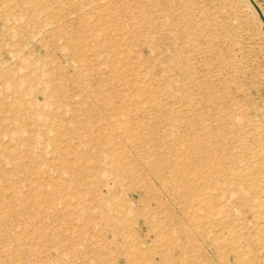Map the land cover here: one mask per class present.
<instances>
[{"label":"rangeland","instance_id":"374dc122","mask_svg":"<svg viewBox=\"0 0 264 264\" xmlns=\"http://www.w3.org/2000/svg\"><path fill=\"white\" fill-rule=\"evenodd\" d=\"M32 1L0 0V264H264V32L255 6ZM55 133L64 162L49 144ZM113 160L138 174L112 172ZM175 162L182 172H169ZM51 179L62 186L56 194ZM8 183L29 205L14 206L17 218L2 214ZM86 184L117 203L94 206Z\"/></svg>","mask_w":264,"mask_h":264},{"label":"bare ground","instance_id":"6f19581e","mask_svg":"<svg viewBox=\"0 0 264 264\" xmlns=\"http://www.w3.org/2000/svg\"><path fill=\"white\" fill-rule=\"evenodd\" d=\"M39 4V2H38V0H33L32 2H30V5L31 6H34V5H38ZM10 74L9 73H6L5 74V77H4V82H5V84H7L8 86H10L12 89H18V84H17V82H13V81H11V78H10V76H9ZM21 98H22V95H21ZM20 99V98H19ZM19 101H22V99H20ZM18 100L17 101H15L16 103H20ZM24 101V100H23ZM26 105V104H25ZM27 107V106H26ZM28 108V110H29V114L31 115V116H35V117H43V112H42V110L40 111V110H37L36 109V107H34L33 106V109H32V106L31 107H27ZM11 110H12V108H11ZM14 115V114H13ZM19 115H21V114H19ZM29 116V115H28ZM13 117V116H12ZM34 117V118H35ZM21 118V117H20ZM19 118V119H20ZM23 119V118H22ZM17 120V119H16ZM20 123H22V121L20 122ZM36 123H37V121H36ZM52 123V122H51ZM56 123H54L53 125H55ZM22 125V124H21ZM37 126H39L38 125V123L36 124ZM57 125V124H56ZM85 137V136H84ZM92 137V136H91ZM90 136H89V138H91ZM93 138H94V136H93ZM92 138V139H93ZM27 139V138H26ZM59 139H61V135L60 134H57V133H55V134H53L51 137H50V141H49V144L50 145H52V152L55 154V155H57L56 157H57V159L59 160V159H61V160H59V161H61V162H64L63 161V159L62 158H65V155L64 154H67L68 153V151L66 152V150H62V149H60L57 145H56V143H55V141L56 140H59ZM96 143H98V145H96V147H100V150H105L106 148H105V146L107 145V141H105L104 139L103 140H98L97 139V142ZM95 145H94V147H95ZM24 147H25V150H26V152H28L29 153V151H31L30 150V147H29V145H28V143H26V142H24ZM109 147V146H108ZM66 149V148H65ZM27 153V154H28ZM61 155H64V156H61ZM111 157H114V158H116V157H119V156H123L122 154H120V155H117V154H109ZM113 158V159H114ZM122 158V157H121ZM111 159V158H110ZM151 162H154V161H151ZM65 163H67L66 165H65V167H66V169H73L74 168V166H72V165H75V164H71L70 162H65ZM110 170L112 171V172H120V174H122L123 176H129V175H132V174H134V172L136 173V170L134 169L133 170V168H130L129 166L128 167H126V166H124V165H120L119 166V164H117L116 162H114V160L113 161H111L110 162ZM152 164V163H151ZM156 164V163H155ZM17 165H19V164H17ZM77 165V164H76ZM153 165V164H152ZM158 165V166H157ZM20 166V165H19ZM25 166V168H24V172H26L25 174L26 175H28L29 176V174H31L32 173V171L33 170H31V166H30V164L28 163H26V165H24ZM160 166V164H156V167H159ZM76 167V166H75ZM120 167V168H119ZM34 168H35V166H34ZM136 168V167H135ZM33 169V168H32ZM182 170H183V168H182V165H181V163L180 162H175L174 163V166L172 167V169L171 170H169V172H171V171H174V172H182ZM160 172V171H159ZM136 174H138V173H136ZM135 174V177L137 176ZM142 174V173H141ZM134 177V178H135ZM140 178V177H139ZM133 179V178H132ZM173 180V179H172ZM171 180V182H174V181H172ZM185 180V179H184ZM175 183V184H174ZM174 183H172L171 185H173V189H178V188H180V189H182V191H184L183 193H186V186L185 185H183L184 183H176V182H174ZM47 184L52 188V191H53V193L54 194H56V193H58L59 191H61L62 190V186L58 183V182H56L55 180H49L48 182H47ZM104 185V184H103ZM13 187V186H12ZM11 187V185L8 183V186L6 187V188H8V189H10L11 190V198L6 202V205H7V209L2 213L3 214V216L5 217V219H8V218H10V217H14V216H16V218H17V215H16V213H15V209H14V206H16V205H20L22 208H24V210L25 211H27V209L29 208V205H28V202L26 203V201H25V198H23L22 197V195L21 194H19V193H17V192H15L13 189H11L12 188ZM99 187V186H98ZM189 188V187H188ZM192 188V187H191ZM90 189H96L94 186H92V184H86V191L87 192H89V201L91 202V204H93L94 206H96V207H100L101 208V206L102 205H104V204H106V205H115L116 203H117V199L114 197V195L113 194H109V195H107V196H102V195H100L99 193L97 194V193H95L94 191L93 192H91L90 191ZM189 191V190H188ZM37 192V191H36ZM189 196V195H188ZM121 206V204L119 205V207ZM103 208V207H102ZM101 208V209H102ZM114 209V208H113ZM106 210V209H105ZM106 213V212H105ZM26 217H27V215H25ZM118 217V219L119 220H123L124 219V216L123 215H118L117 216ZM24 219V218H23ZM125 220V219H124ZM24 226H25V230H31L32 231V233H35V236H34V238L36 239L37 237H39V239H41V237H40V235L39 234H37L38 233V228H39V226H38V224L36 225V224H33V223H31L30 221L28 222L27 220H25L24 219ZM128 228V227H127ZM127 228L124 230V231H127ZM31 232H30V234H29V236H31V234H32ZM18 235H20V234H18ZM22 235V234H21ZM21 235L20 236H17L19 239H22L21 238ZM126 244L128 245V243L126 242ZM134 252V254L136 255L137 254V252H141V251H139V250H135V251H133ZM130 254H133L132 253V251L131 252H129ZM133 254V255H134ZM129 255V254H128ZM131 256V255H130ZM138 258V257H137ZM139 262H140V260H139ZM137 263V264H140V263Z\"/></svg>","mask_w":264,"mask_h":264},{"label":"water","instance_id":"95a60500","mask_svg":"<svg viewBox=\"0 0 264 264\" xmlns=\"http://www.w3.org/2000/svg\"><path fill=\"white\" fill-rule=\"evenodd\" d=\"M254 6H255V8H256V10H257V12H258V14H259V16L261 17V19H262V21H263V26H262V29H263V32H264V18H263V16H262V13L259 11V9L256 7V5L254 4V2H253V0H249Z\"/></svg>","mask_w":264,"mask_h":264},{"label":"crops","instance_id":"0c3cea01","mask_svg":"<svg viewBox=\"0 0 264 264\" xmlns=\"http://www.w3.org/2000/svg\"><path fill=\"white\" fill-rule=\"evenodd\" d=\"M262 2V4H264V0H260Z\"/></svg>","mask_w":264,"mask_h":264}]
</instances>
